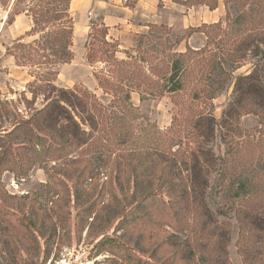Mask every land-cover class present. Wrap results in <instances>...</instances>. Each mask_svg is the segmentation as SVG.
Here are the masks:
<instances>
[{
  "label": "rangeland",
  "instance_id": "rangeland-1",
  "mask_svg": "<svg viewBox=\"0 0 264 264\" xmlns=\"http://www.w3.org/2000/svg\"><path fill=\"white\" fill-rule=\"evenodd\" d=\"M46 1L0 0V138L16 149L19 140L7 134L60 90L70 92L73 106L67 108L80 127L103 136L111 111H119L128 94L143 117L132 123L135 134L148 126L150 135L153 126L160 133L154 136L152 152L163 150L164 161H175L177 153L183 178L180 160L198 161L207 182L200 193L211 223L227 236L228 263L245 264L239 239L248 238L249 232L239 230L238 210L242 204H264V147L256 151L251 165L240 167L237 177L226 182L221 177L223 161L245 141L264 144V125L252 114L242 116L237 127L224 124L223 112L234 100L236 79L250 74L264 58V8L244 0L227 6L218 0L214 9L204 5L211 0H69L71 60L52 68L51 75L37 44L39 55L30 60L17 64L10 55L19 40L43 42L47 30L32 38L26 35L33 26L30 9ZM188 49L201 54L179 59L185 72L178 75L182 82L185 76L183 88L170 93L172 64ZM50 53L44 50L49 58ZM199 113L214 120L212 130L194 124L192 117ZM88 147L74 151L67 162L33 163L29 168L32 156L21 149L3 156L8 164L0 166V264H208L203 252L196 253V245L208 243L204 237L174 229L188 222L199 230L202 211L171 220L160 204L150 213L157 222H136L119 248L97 252V242L114 236L115 216L135 206L129 204L127 168L133 149L105 142ZM88 161L90 167L84 168ZM28 218L38 231H24ZM166 232L174 237L166 239ZM185 248L192 249L194 261L188 260ZM210 250L214 256L216 251ZM249 264H264V254Z\"/></svg>",
  "mask_w": 264,
  "mask_h": 264
},
{
  "label": "trees",
  "instance_id": "trees-1",
  "mask_svg": "<svg viewBox=\"0 0 264 264\" xmlns=\"http://www.w3.org/2000/svg\"><path fill=\"white\" fill-rule=\"evenodd\" d=\"M47 0L41 7L37 5V8L30 9V16L32 18V29L27 33V37H34L39 33L48 31L46 37L43 38V42L34 40L32 43H26L24 40H19L15 44L14 52L10 55L14 57L16 63L18 60H30V57L34 54L39 55L34 49L37 44L38 49L42 50L40 58H45L48 62L44 63L48 68L52 69L58 65L67 64L71 60L70 47L72 45V33L73 24L68 14V2L69 0ZM212 4L205 3L204 5L210 6V9L216 8L218 0H211ZM246 3H252L259 7L264 8V0H244ZM241 0H224V5L231 3L239 5ZM63 8H60V4H64ZM238 3V4H237ZM264 11V10H263ZM264 12L261 14L263 15ZM229 18V13L226 15ZM226 19V20H227ZM240 24L241 21L237 20ZM217 27L218 24L216 25ZM205 29L206 26L201 27ZM201 28L198 29L199 32ZM102 43L107 46L106 43ZM43 46V47H42ZM37 49V48H36ZM50 50V58L44 54V50ZM201 52H193L188 49L185 54L179 55L177 61H174L171 68V74L168 78L170 83V93H177L182 90L183 82L178 78V75L184 74L182 70L183 64L179 59H185L189 55H200ZM20 55V56H18ZM90 56V62L93 61ZM35 62V61H34ZM38 65V64H37ZM186 70V69H185ZM51 75H55L53 69L48 72ZM54 88V87H53ZM70 92L60 90L58 94L49 100L45 107L28 120L19 122L14 130L7 134L9 138L19 140L16 143L18 146L16 149L10 147L6 139L0 138L1 158L0 166L7 165L8 159L3 156L9 153V150L17 151L21 149L23 152L30 154L32 157L28 160V168L33 164H42L43 162H67L69 161L72 153L82 147H98L104 142L118 147H129L133 149L132 159L130 165L127 166L129 172V184L132 188L129 204H135L131 208L122 211L117 217L116 226L114 228L113 237L104 236L97 244L95 249L97 252L104 251L108 246H115L119 248L120 240H124L125 233L130 234V227L136 222L153 223L157 222L151 216L150 213L154 210L155 204L162 206L161 210L165 215L173 220L183 217L182 214H187L194 210V214L200 212V218L203 219V223L199 230L191 228L189 223L185 222L180 230V225L174 227L176 233H180L182 230L192 232L193 237L203 238L208 243L204 245H196L197 250L203 256L206 257L208 264H229L226 255V243L227 236L224 232L219 231L218 228L211 223V214L206 209L203 197L200 193V188L206 185V180L200 175L202 167L199 166L198 161L189 159L180 160L179 166H184L186 175L182 177L180 167H177L179 161L176 155H173L175 161L165 160L164 151L158 150L152 152L153 144L156 143L154 136H159V131L153 126V135H150V126L148 129H142L140 134L137 135L134 132L132 123H135L139 119H142L138 114V110L129 103L128 94L125 95L123 105L117 112L111 111L109 128H103V136H94L93 128L90 131H85L80 127V124L70 116V111L67 107H72ZM234 100L227 105L223 112L224 124H231L237 127L239 125L240 118L244 115L252 114L259 118L260 124L264 125V58L262 63L247 76H240L236 79L234 84ZM199 93L193 94V99H198ZM208 97V96H207ZM141 117V118H140ZM193 118L194 124L197 127L204 128L207 126L209 130H212L214 126V120L208 115L197 114ZM264 147L263 142L260 141L257 144L245 141L234 153L230 154L223 161V173L222 180L224 182L229 181L237 177V171L240 167L251 165L253 163V157ZM82 151V150H81ZM16 159L13 160V163ZM163 160V161H162ZM5 163V164H4ZM75 163V162H73ZM191 164V165H190ZM90 163L84 168H89ZM126 168V169H127ZM53 170V169H52ZM121 169L118 163H116V173L120 176ZM50 178L53 180L55 177L51 174ZM119 181V178H118ZM200 187V188H199ZM122 191V189H120ZM74 193H77L75 190ZM201 198V199H200ZM76 198V202H77ZM78 203V202H77ZM243 209H239L238 214L240 218L239 230L248 231V238L241 237L240 242V254L246 258L245 264L250 263V259L255 256L264 254V204H242ZM259 205V206H258ZM160 213V212H158ZM191 213V212H190ZM28 222L24 225V231L31 233L32 230L38 231L40 228L35 225L28 218ZM179 222V220H178ZM173 226V223H171ZM160 225H158L159 229ZM119 231H122L119 236L116 235ZM156 231V230H154ZM153 231V233H154ZM152 232V231H151ZM39 233V232H37ZM167 233V232H166ZM42 238L41 234H39ZM129 237V236H128ZM142 237V236H141ZM174 237L172 234L167 233L166 239ZM47 241V240H46ZM128 241V240H127ZM33 242L36 243V238H33ZM211 242V243H209ZM246 244V247H245ZM187 247V246H186ZM216 251L215 255L211 253ZM246 248V249H245ZM188 260L194 261V253L192 249L187 250ZM184 249V250H185ZM250 249V252H247Z\"/></svg>",
  "mask_w": 264,
  "mask_h": 264
}]
</instances>
